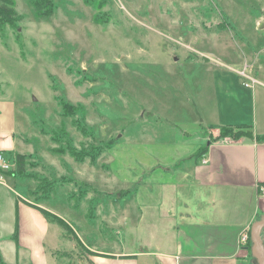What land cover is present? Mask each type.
I'll list each match as a JSON object with an SVG mask.
<instances>
[{
    "label": "rangeland",
    "instance_id": "obj_1",
    "mask_svg": "<svg viewBox=\"0 0 264 264\" xmlns=\"http://www.w3.org/2000/svg\"><path fill=\"white\" fill-rule=\"evenodd\" d=\"M13 1L20 19L0 28V121L14 135L0 152L12 171L1 181L49 226L40 245L16 249L13 196L0 185V255L6 264H88L91 244L123 250L124 229L109 223L110 205L124 204L113 197L110 150L150 136L173 143L191 129L198 104L211 103L216 59L240 69L246 62L248 72L258 52L264 64V0H53L47 19ZM61 101L77 113L62 116ZM62 146L102 150L80 162L54 151ZM15 153L25 154L22 175ZM39 177L51 182L47 199Z\"/></svg>",
    "mask_w": 264,
    "mask_h": 264
},
{
    "label": "crops",
    "instance_id": "obj_2",
    "mask_svg": "<svg viewBox=\"0 0 264 264\" xmlns=\"http://www.w3.org/2000/svg\"><path fill=\"white\" fill-rule=\"evenodd\" d=\"M258 58L256 52L251 71H246L248 64L245 70L257 81L252 88L242 85V68L216 59L211 103L198 104V118L191 129L177 131L175 142L159 143L150 136L128 150L114 145L108 168L111 183L117 184L113 197L124 204L116 209L110 205V213L116 214L108 222L124 229L123 250L91 244L88 264H255L251 241L240 247L238 237L264 216V195L259 192L264 140L257 138L264 137V64ZM239 124L250 125L252 136L219 138L220 126ZM6 127L0 121V152L14 146L12 129ZM116 148L122 152L116 154ZM0 185L14 202L8 237L16 249L32 250L45 240L49 224L28 207L29 200L3 181ZM15 228L16 241L11 239ZM259 249L264 255L263 243Z\"/></svg>",
    "mask_w": 264,
    "mask_h": 264
},
{
    "label": "trees",
    "instance_id": "obj_3",
    "mask_svg": "<svg viewBox=\"0 0 264 264\" xmlns=\"http://www.w3.org/2000/svg\"><path fill=\"white\" fill-rule=\"evenodd\" d=\"M24 2L29 6L33 12V15L37 19H47L51 18L53 15L54 11V2L53 0H24ZM14 1L13 0H0V28L6 24L12 25L15 20H19L20 16H18L15 8H14ZM95 19V16H94ZM61 115L66 117V116H71L73 117L77 112H76V107L73 104L61 101ZM77 118H73L72 121L74 124H76ZM78 124V123H77ZM83 124V125H82ZM79 127H82V131L84 132L85 124L81 122V125L78 124ZM250 125H245V124H239V125H225V126H220L219 127V138L225 137V136H230L234 139H238L242 136L246 137H251L252 136V131L250 130ZM259 140H264V137H257ZM115 141L111 140L106 144V147H111ZM100 150H102L99 147L92 148L90 153L88 151H77L72 147H61V149L57 148L54 151L57 152H62L66 151L68 152L71 156H73L76 160L78 161H83L85 158H90L93 162L95 158L98 156ZM205 150V147H202V151L199 152V154L203 153ZM90 157H87V156ZM14 162H15V168L14 172L18 173L19 175H22L23 170H24V162H25V154H20L16 153L14 156ZM6 172H12V171H6ZM11 175V174H10ZM39 189L41 188V191L44 195H42L44 199H47L50 195L51 191V182L46 181L44 177H39ZM50 187V189H43L45 186ZM44 190V191H43ZM33 193V191H32ZM39 210L42 211V213L47 217L50 218L52 221L56 222L58 225L63 227L67 232H71V227L59 216L50 214L48 211L45 209H42L39 207ZM16 235H17V228H15L12 237L16 240ZM250 243V239H249ZM0 264H6L4 260L2 259L0 255Z\"/></svg>",
    "mask_w": 264,
    "mask_h": 264
},
{
    "label": "built area",
    "instance_id": "obj_4",
    "mask_svg": "<svg viewBox=\"0 0 264 264\" xmlns=\"http://www.w3.org/2000/svg\"><path fill=\"white\" fill-rule=\"evenodd\" d=\"M246 68H247V63H244L242 69L239 71V75L240 77L245 78V80L242 81V85L247 88H252L255 85V83H257V81L251 77L246 76L245 74ZM8 169H9V163L3 157L2 153H0V181L2 180V172L7 171ZM259 192L264 195V184L259 186ZM249 232H250L249 228H245L240 232L238 237L240 247L245 245L248 239H250Z\"/></svg>",
    "mask_w": 264,
    "mask_h": 264
},
{
    "label": "water",
    "instance_id": "obj_5",
    "mask_svg": "<svg viewBox=\"0 0 264 264\" xmlns=\"http://www.w3.org/2000/svg\"><path fill=\"white\" fill-rule=\"evenodd\" d=\"M263 226H264V216L251 225L250 232H249V238L252 243L251 255L253 257H257L259 259L260 264H264V255L263 253H261V249H259V246L261 243L260 242V231ZM257 249L259 250V253H260L258 255L256 254Z\"/></svg>",
    "mask_w": 264,
    "mask_h": 264
},
{
    "label": "flooded vegetation",
    "instance_id": "obj_6",
    "mask_svg": "<svg viewBox=\"0 0 264 264\" xmlns=\"http://www.w3.org/2000/svg\"><path fill=\"white\" fill-rule=\"evenodd\" d=\"M260 242L264 244V231L262 230L260 233ZM255 264H260L259 259L257 257L253 258Z\"/></svg>",
    "mask_w": 264,
    "mask_h": 264
}]
</instances>
